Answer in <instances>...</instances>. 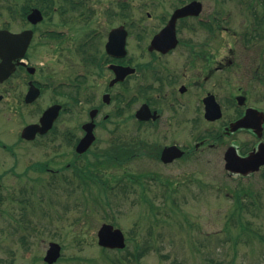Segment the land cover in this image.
I'll return each instance as SVG.
<instances>
[{"label": "flooded vegetation", "instance_id": "obj_1", "mask_svg": "<svg viewBox=\"0 0 264 264\" xmlns=\"http://www.w3.org/2000/svg\"><path fill=\"white\" fill-rule=\"evenodd\" d=\"M209 1L0 0V17L8 13L0 30L31 35L24 55H18L19 39L13 38L5 40L3 46L9 54H0V63L5 58L13 63L11 72L0 73V117L13 122L11 131L15 133L11 142L0 136V149L14 160L8 172L0 173V209L8 206L3 222L11 219L10 228L20 227L16 204H24L27 213V200L31 199L21 195L31 192L27 186L3 189L8 175L24 176L35 170L29 179L39 183L45 178L49 187L60 182L57 188H61L68 179V169L69 177L75 180L81 181L83 172L99 179L105 168L124 164L146 148H151V155L164 165H172L204 148L205 139L209 140V136L203 137L206 133L213 134L210 147L246 135L238 143L227 144L224 162L230 147H235L240 156L260 148L264 143V116H252L250 122L255 127H233L250 108L264 109L254 105L241 86H230L241 76L242 64L232 59L234 50L227 55L225 44L216 43L227 32L226 21L232 13L216 9L224 3L221 0L214 2L217 5L213 11L206 12ZM237 1L242 15L257 12L255 0ZM35 10L41 12L36 13V21L30 18ZM261 75L257 71V76L264 78ZM34 85L39 95L31 101L28 94L31 87L37 91ZM53 105L59 106L53 126L38 131L34 138L26 137L24 128L40 123L45 110ZM6 108L11 109V116L4 113ZM67 114L80 118L85 114L87 118L72 127L64 124ZM19 120H25L21 126ZM92 121L94 140L86 150L79 151V143L89 132L86 124ZM133 127L145 135L140 143L130 141ZM100 129H105L111 140L96 149ZM179 129L192 134V138L194 133H202L199 138H203L194 144L177 140ZM148 133H160L168 141L150 143ZM19 145L28 153L45 156L39 163L30 164L25 174L15 169ZM169 146L180 148L181 156L163 159ZM67 148L72 156H67ZM138 148L140 151H136ZM116 152L125 156L117 160ZM262 168L264 165L259 170Z\"/></svg>", "mask_w": 264, "mask_h": 264}, {"label": "rangeland", "instance_id": "obj_2", "mask_svg": "<svg viewBox=\"0 0 264 264\" xmlns=\"http://www.w3.org/2000/svg\"><path fill=\"white\" fill-rule=\"evenodd\" d=\"M214 2L217 0L207 2L206 12L213 11L217 5ZM221 2L224 3L216 9L232 14L226 21L227 32L216 45L225 44L223 48L227 55L234 50L232 59L242 64L241 76L234 78L230 86H241V90L249 94L251 102L264 109V78L257 76V71L260 75L264 72V0L254 1V9L258 6L257 12L252 11L248 17L238 11L237 0ZM7 14L0 17V24L6 20ZM216 54L218 56L219 53ZM46 101L47 96H44L42 102ZM4 110L6 116H11L10 108ZM86 118L85 114L81 118L67 114L64 115V124L74 127ZM23 121L19 120L20 126ZM11 128H14L13 122L1 116L0 136L8 142L15 139ZM99 131L96 149L105 147L111 140L105 129ZM201 135L194 133L192 138V134L178 130L177 140H189L193 144L204 136H209V140L205 139L207 145L197 153L172 165H164L151 155V148H146L124 164L117 163L113 169L105 168L94 184L90 181L82 184L70 178L69 169L65 187L61 188H57L60 182L49 187L45 178L39 183L29 179L28 175H35V170H29L22 177L8 175L3 189L27 186L32 193L26 191L21 194L31 198L27 200V213L24 212V204H16L15 215L20 219V227L10 228L11 219L3 222L8 206L4 207L5 210L0 209V220L3 219L0 222V264H49L44 256L52 240L63 247L62 258L52 264H120L115 263L119 256L127 258L122 264H264V169L250 175L231 174L225 169L223 153L227 144L246 139L245 134L239 139L227 138L226 142L220 146L217 143L215 147L208 145L213 142L212 133L199 138ZM144 138V133L133 127L131 143H140ZM146 138L150 143L168 141L160 133H148ZM67 149V156H72ZM17 151L15 169L20 174H25L33 162L36 164L45 158L28 153L22 145ZM7 156L0 149V158H3L0 173L8 172L7 169L14 164V160ZM241 186L263 195L244 212V222L260 231L262 237L251 235L250 231L237 237L241 227L238 215L234 213L235 192ZM146 198L154 199L163 213L172 212V209L176 212L172 219L159 214L162 221L153 227V234H148V223L155 216ZM163 218H168L167 222ZM105 222L122 228L127 238L125 249L105 250L98 244L97 233ZM137 245H155L157 248H145L140 256L135 257L139 251Z\"/></svg>", "mask_w": 264, "mask_h": 264}, {"label": "water", "instance_id": "obj_3", "mask_svg": "<svg viewBox=\"0 0 264 264\" xmlns=\"http://www.w3.org/2000/svg\"><path fill=\"white\" fill-rule=\"evenodd\" d=\"M41 13L39 10L33 11V13L30 15V18H32L34 21H36L37 17L35 16L36 13ZM34 17V18H33ZM41 17V16H40ZM30 36H27V32L20 33L18 35L11 34L8 30H0V54L1 55H7L10 51H6V49L3 47L5 44V40L8 38H13L18 40V55L22 56L24 55L29 41ZM8 70L11 72L13 70V63L11 60H6V58L3 60V62L0 63V73L3 71ZM1 77V76H0ZM33 92V89L31 87L28 98L29 100H34L39 90ZM59 114V106L53 105L50 108H48L42 118L40 123L30 124L24 128V135L28 138H34L36 133L38 131L44 132L47 131L49 128L52 127L54 120L57 118ZM255 115L258 116L260 119L262 116H264V113L259 111L255 108H250L247 112V114L237 121V123L233 124L234 128L238 127H255L254 122H250L252 116L255 117ZM92 126L93 121L86 124V127L88 128L89 132L88 134L82 139V141L78 145L79 151L86 150L89 145L93 142L94 136L92 133ZM257 127V126H256ZM261 127V125L259 126ZM182 151L176 147V146H169L164 149L163 152V159L165 160H171L174 157L181 156ZM226 168L234 171V172H240L242 174H248L252 171H256L260 168L262 164H264V143L260 145V148L258 151L252 152L250 155L246 157H241L236 153V150L231 147L227 153H226ZM98 238H99V244L104 247L109 248H124L126 246V237L121 228L115 227L111 223H104L101 228L98 231ZM61 245L58 242H51L50 246L47 250V253L45 255V260L49 263H53L58 260V258L61 256Z\"/></svg>", "mask_w": 264, "mask_h": 264}, {"label": "trees", "instance_id": "obj_4", "mask_svg": "<svg viewBox=\"0 0 264 264\" xmlns=\"http://www.w3.org/2000/svg\"><path fill=\"white\" fill-rule=\"evenodd\" d=\"M116 159L118 160L119 158L124 157L125 155H122L119 153H115ZM116 165V164H115ZM114 178H117V176H115ZM97 179H95L94 177H90V175H87L83 172L82 174V181L84 183H87L89 181L92 182H96ZM98 181V180H97ZM102 181V180H101ZM262 194H257L256 192H254L253 190H249L248 188H246L245 186H241L239 189H237V191L235 192V197H236V209H235V214L238 215L239 218V226L241 227V231L239 232V234L237 235V237H240L244 234V232L246 231H250L251 235H257L258 237H262L260 231L255 230L250 227H248L247 223H245V217H244V212H245V208L247 209L248 207H250L251 205H255L257 202V199L260 197H262ZM170 195L168 196L169 199ZM146 200L149 202V208L152 210V213L154 214L155 218L153 217V219L151 218V221L148 223V234L150 232V234H153V227L155 225L159 226L160 222L162 221L161 218L159 217V214H165L169 219L173 218V215L176 213L175 209H172V212L169 211H165V213L162 212V210L160 209L161 207H159V205H155V201L154 199L152 200L149 198H146ZM166 218V219H168ZM163 218V220H165L167 222V220ZM164 222V221H163ZM159 223V224H158ZM179 225V224H178ZM155 226V227H157ZM252 226V225H251ZM250 236V235H248ZM262 240H264V238H262ZM154 246V247H153ZM145 248H157L155 245L149 246L146 245L145 247H143L142 245H137V250L138 254L135 253V257L138 255L140 256V254H142V250ZM105 249V248H104ZM106 250V249H105ZM120 251V250H119ZM114 259V258H113ZM125 257L119 256L116 258L115 263H125L126 262Z\"/></svg>", "mask_w": 264, "mask_h": 264}]
</instances>
